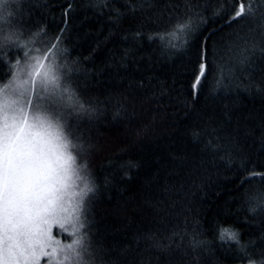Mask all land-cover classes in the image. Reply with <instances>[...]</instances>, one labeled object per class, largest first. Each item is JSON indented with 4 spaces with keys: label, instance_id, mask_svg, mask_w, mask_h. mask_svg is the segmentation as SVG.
Wrapping results in <instances>:
<instances>
[{
    "label": "trees",
    "instance_id": "trees-1",
    "mask_svg": "<svg viewBox=\"0 0 264 264\" xmlns=\"http://www.w3.org/2000/svg\"><path fill=\"white\" fill-rule=\"evenodd\" d=\"M237 5L0 6V87L53 52L59 87L33 109L75 158L77 195L52 235L80 240L79 264H264V0L233 19Z\"/></svg>",
    "mask_w": 264,
    "mask_h": 264
},
{
    "label": "snow or ice",
    "instance_id": "snow-or-ice-1",
    "mask_svg": "<svg viewBox=\"0 0 264 264\" xmlns=\"http://www.w3.org/2000/svg\"><path fill=\"white\" fill-rule=\"evenodd\" d=\"M5 2L0 0V6ZM245 14V0H238L233 19ZM247 14H252L251 0ZM185 27L178 24L177 30L183 32ZM43 59L46 57H33L35 63L30 66L29 79L17 80L16 88H24L31 82L34 90L37 80L42 89L50 85L53 89L59 87L58 77ZM205 71L206 65L201 63L194 88ZM5 90L0 89V264H40L42 257L56 258L58 252L63 253V259L57 260V264L73 259L79 264L76 246L80 240L61 246L52 236L53 225L64 228L71 215L66 197L77 195L69 191L75 186L73 177L79 179L75 158L68 152L69 142L47 115L30 116L23 107H17L15 101L2 95ZM223 235L236 239V234L227 229Z\"/></svg>",
    "mask_w": 264,
    "mask_h": 264
},
{
    "label": "rangeland",
    "instance_id": "rangeland-1",
    "mask_svg": "<svg viewBox=\"0 0 264 264\" xmlns=\"http://www.w3.org/2000/svg\"><path fill=\"white\" fill-rule=\"evenodd\" d=\"M44 54L40 55L38 57H40V58H45L46 57V59H43V63L45 64L46 67L51 66L53 74L56 75L54 63L52 61L53 52L48 50ZM30 71H31V67H30ZM18 72L19 73L21 72V68L18 69ZM26 75H27V72L20 73L19 75H17L15 77L16 79L14 80L12 85H8L6 87L3 86V87H0V89H6L3 92L2 95H7L10 101H15L17 107H23L25 109V111L29 112V115L31 116L33 114L40 113L38 110L33 109L34 100L38 99V97L39 98L40 97H44V94L47 93V92H54L55 89H53V87L51 85L48 86L47 89H42L41 86H40L39 80H37L34 90L32 89L31 82H29L28 85H25L24 88H16L17 80L24 81V80H28L29 79L28 75L27 76ZM29 100L31 101L30 106H29ZM41 115H43V114H41ZM68 152L73 155L70 147H68ZM74 168H75L76 176H77L76 163L74 165ZM73 179L77 180V178L75 176L73 177ZM76 187H77V183H76ZM73 190L74 189L71 188L69 191L70 192H74ZM66 199L69 200L70 198L66 197ZM71 199H74V198H71ZM60 244H61V246H64L62 244V242H60ZM48 251H51V249L49 248ZM44 258L47 259V263L48 264H49V261H51V264H57V260L63 259V253H59L58 252V255H57L56 258H52V257H44ZM72 261H65V264H73Z\"/></svg>",
    "mask_w": 264,
    "mask_h": 264
}]
</instances>
